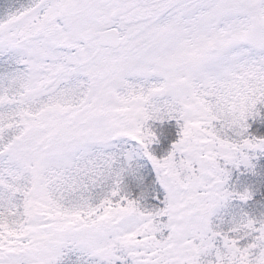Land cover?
<instances>
[{
    "label": "snow or ice",
    "instance_id": "snow-or-ice-1",
    "mask_svg": "<svg viewBox=\"0 0 264 264\" xmlns=\"http://www.w3.org/2000/svg\"><path fill=\"white\" fill-rule=\"evenodd\" d=\"M259 106L264 0H0V264H264Z\"/></svg>",
    "mask_w": 264,
    "mask_h": 264
},
{
    "label": "rangeland",
    "instance_id": "rangeland-1",
    "mask_svg": "<svg viewBox=\"0 0 264 264\" xmlns=\"http://www.w3.org/2000/svg\"><path fill=\"white\" fill-rule=\"evenodd\" d=\"M9 2V0H5V3ZM262 111H264V106H259ZM252 124V128L250 129V132L253 135H264V123H262L260 120L256 121H250ZM154 130L157 131L158 135H161L163 150L159 151L158 154H163V151H166L170 149V145L172 142H174V139L177 137L178 128L175 126V122H165V124L160 125L158 123L153 125ZM238 175V173L236 174ZM242 179V178H241ZM257 180L264 179V177H257L254 178ZM241 190H243L244 187L248 186L246 184H238L237 185ZM255 191V211L254 215L259 216L261 212H264V189L260 188L259 184H253L252 185ZM253 202H249V204H252ZM245 210L251 211L252 209L248 208V206H245Z\"/></svg>",
    "mask_w": 264,
    "mask_h": 264
},
{
    "label": "trees",
    "instance_id": "trees-1",
    "mask_svg": "<svg viewBox=\"0 0 264 264\" xmlns=\"http://www.w3.org/2000/svg\"><path fill=\"white\" fill-rule=\"evenodd\" d=\"M177 138V137H176Z\"/></svg>",
    "mask_w": 264,
    "mask_h": 264
}]
</instances>
